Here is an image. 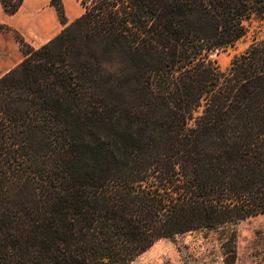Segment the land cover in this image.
Masks as SVG:
<instances>
[{"label": "trees", "instance_id": "trees-1", "mask_svg": "<svg viewBox=\"0 0 264 264\" xmlns=\"http://www.w3.org/2000/svg\"><path fill=\"white\" fill-rule=\"evenodd\" d=\"M0 78V264H130L264 214V41L220 71L264 0H78ZM14 14L22 0H0ZM0 29L6 30L4 26Z\"/></svg>", "mask_w": 264, "mask_h": 264}, {"label": "rangeland", "instance_id": "rangeland-1", "mask_svg": "<svg viewBox=\"0 0 264 264\" xmlns=\"http://www.w3.org/2000/svg\"><path fill=\"white\" fill-rule=\"evenodd\" d=\"M74 2L79 9L78 2ZM245 25L244 37L233 46L210 55L218 70L225 71L231 59L252 43L264 41V19L254 18ZM63 27L64 25L60 31ZM229 229L236 234L234 264H264V214L241 220ZM217 238L218 232L203 231L162 239L130 264H223Z\"/></svg>", "mask_w": 264, "mask_h": 264}, {"label": "crops", "instance_id": "crops-1", "mask_svg": "<svg viewBox=\"0 0 264 264\" xmlns=\"http://www.w3.org/2000/svg\"><path fill=\"white\" fill-rule=\"evenodd\" d=\"M51 0H22L14 14H6L0 3V78L17 67L24 56L20 50L13 32L36 49L47 43L60 33L62 24L58 19ZM79 9L74 0H61L66 23L69 24L78 18L83 9L78 0Z\"/></svg>", "mask_w": 264, "mask_h": 264}]
</instances>
